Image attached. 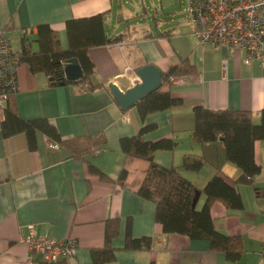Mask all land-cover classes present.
Masks as SVG:
<instances>
[{
    "label": "crops",
    "instance_id": "obj_1",
    "mask_svg": "<svg viewBox=\"0 0 264 264\" xmlns=\"http://www.w3.org/2000/svg\"><path fill=\"white\" fill-rule=\"evenodd\" d=\"M158 3V4H157ZM187 0H0V26L8 29L13 48L20 51L22 39L31 40L32 50L40 25L55 29L61 46L68 49L66 22L72 18L105 15V30L113 43L90 49L95 63V90L75 84L51 85L44 73L33 74L27 64L18 70V91L14 95L18 114L25 120L46 118L61 137L104 134L107 142L87 155L112 180L104 181L88 172L86 163L70 157L42 132L36 133L37 148L31 150L25 134L4 138L0 108V264H88L91 249L102 247L108 219H119L120 232L114 238L116 259L108 264H264V141L255 142V160L261 172L246 175L226 156L222 141L200 144L192 141L195 128L193 108L251 111L260 122L264 109V63L246 64L245 51L199 44L193 34ZM185 14H184V13ZM161 36L146 37L149 34ZM188 58L196 66L193 75L163 83L162 90L181 99L178 106L142 120L136 106L122 109L108 85L132 87L141 82L138 68L155 65L167 71ZM128 83L127 86H125ZM153 124L147 141L171 138L173 150L155 153L160 165L177 168L199 188L219 174L239 190L243 208L231 211L219 201L211 205L218 230L244 240L245 254L231 262L223 253L209 251V242L182 234H164L155 220L156 204L138 194L146 176L148 161L126 155L121 139L133 137ZM202 156L205 163L197 172L182 168L187 155ZM126 169L124 183L117 182ZM206 202L203 194L198 208ZM128 221L135 238L154 237L152 250L123 248ZM33 228L40 236L74 239L73 257L59 263L32 261L23 241Z\"/></svg>",
    "mask_w": 264,
    "mask_h": 264
},
{
    "label": "trees",
    "instance_id": "obj_2",
    "mask_svg": "<svg viewBox=\"0 0 264 264\" xmlns=\"http://www.w3.org/2000/svg\"><path fill=\"white\" fill-rule=\"evenodd\" d=\"M69 47L61 46L59 34L49 25H40L35 41L37 50L30 47L31 40L22 39V63L27 64L33 74L44 73L51 85L75 84L83 90H95L103 86L94 83L95 63L90 49L113 43L117 38H109L105 30V15L103 13L85 17L72 18L66 22ZM164 33L149 34L146 37L161 36ZM77 59L83 69L84 76L77 82H70L65 78L64 66L70 59ZM196 66L188 58L178 65L162 71L164 83L181 76L193 75ZM181 99L172 96L170 91L162 87L145 95L135 106L142 120L148 116L181 105ZM5 119L1 123V133L4 138L18 134H25L28 147L37 148L36 133L42 132L52 142L65 149L70 157L83 160L88 172L99 176L101 180L111 181L99 167L87 160V155L104 145L107 140L104 134L94 137L83 134L76 137L63 138L57 128L46 118L25 120L18 114L15 97L12 96L4 109ZM195 128L192 141L206 144L222 141L226 148V156L235 163L249 177L261 172V166L255 160V142L264 141V109L260 113V122H255L251 111L224 109L213 110L204 106L193 108ZM155 128L153 124L143 126L137 135L121 139L123 152L135 158L148 161L149 166L138 194L156 204L155 220L164 234H182L191 239H203L209 242V251L223 253L227 260L237 262L245 254L244 240L238 235H228L217 229L211 215V205L222 202L231 211L243 208V200L239 190L224 177L217 174L211 178L203 188L194 185L185 178L175 167H164L155 161V153L160 150H173L177 145L171 138L147 141L145 134ZM205 163L202 156L187 155L182 168L197 172ZM127 170L124 168L117 180L124 183ZM257 197H264V188H255ZM206 196L202 208H198L201 195ZM197 199V204L195 200ZM119 219H108L105 228V242L102 247L91 249V262L88 264H108L116 259V248L113 240L119 235ZM156 238H135L131 234L128 221L127 232L123 248L125 250H152ZM263 263H264V242Z\"/></svg>",
    "mask_w": 264,
    "mask_h": 264
},
{
    "label": "built area",
    "instance_id": "obj_3",
    "mask_svg": "<svg viewBox=\"0 0 264 264\" xmlns=\"http://www.w3.org/2000/svg\"><path fill=\"white\" fill-rule=\"evenodd\" d=\"M184 11L190 16L199 44L245 51L244 62L264 63V0H187ZM21 50L16 51L6 27L0 26V108L18 91ZM176 80L172 79L171 81ZM53 149L59 146L51 142ZM30 259L59 263L73 257L78 248L74 239L40 236L31 228L23 237Z\"/></svg>",
    "mask_w": 264,
    "mask_h": 264
},
{
    "label": "water",
    "instance_id": "obj_4",
    "mask_svg": "<svg viewBox=\"0 0 264 264\" xmlns=\"http://www.w3.org/2000/svg\"><path fill=\"white\" fill-rule=\"evenodd\" d=\"M64 75L70 82H77L84 76L83 69L77 59H70L66 62ZM137 75L141 82L135 83L132 87H123L122 89L114 83L108 85L113 97L124 110L135 106L145 95L163 86L162 71L155 65L149 64L138 68ZM127 85L128 83L125 86ZM194 204H197V199Z\"/></svg>",
    "mask_w": 264,
    "mask_h": 264
},
{
    "label": "rangeland",
    "instance_id": "obj_5",
    "mask_svg": "<svg viewBox=\"0 0 264 264\" xmlns=\"http://www.w3.org/2000/svg\"><path fill=\"white\" fill-rule=\"evenodd\" d=\"M126 1H128V0H126ZM157 4H158V3H157ZM184 8H185V7L183 6V9H184ZM183 13H184V12H183ZM185 13H186V12H185ZM185 13H184V14H185ZM186 14H187V13H186ZM11 43H12V40H11ZM12 45H13V44H12ZM21 65H22V64H21Z\"/></svg>",
    "mask_w": 264,
    "mask_h": 264
}]
</instances>
